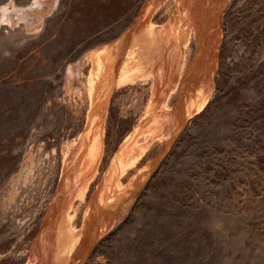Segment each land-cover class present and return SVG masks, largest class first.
I'll return each mask as SVG.
<instances>
[{
  "label": "rangeland",
  "instance_id": "obj_1",
  "mask_svg": "<svg viewBox=\"0 0 264 264\" xmlns=\"http://www.w3.org/2000/svg\"><path fill=\"white\" fill-rule=\"evenodd\" d=\"M8 1L0 0V8ZM161 1L149 15L151 27L174 23L182 31L185 0ZM148 4L58 0L39 30L0 26V264H35L52 205L67 189L65 158L82 135L78 168L92 159L96 71L85 54L129 30L130 40ZM219 6L213 86L203 108L186 116L172 137L153 135L152 113L176 108L183 71L200 45L195 27L179 46L176 81L156 108L151 76L117 82L127 42L115 70L116 55L100 157L68 210L69 229L76 233L97 218L92 213L101 195L110 207L122 202L88 251L86 237L74 241L69 264H264V0ZM80 59L82 74L72 89L79 90L71 92L67 69ZM141 179L140 186L131 184Z\"/></svg>",
  "mask_w": 264,
  "mask_h": 264
},
{
  "label": "bare ground",
  "instance_id": "obj_2",
  "mask_svg": "<svg viewBox=\"0 0 264 264\" xmlns=\"http://www.w3.org/2000/svg\"><path fill=\"white\" fill-rule=\"evenodd\" d=\"M160 1L161 0H149L147 8L144 10L143 15L139 18L138 24H136V28L134 32H132L133 35L131 34L132 36L128 42V48L126 51L127 53H125L127 55H125L126 57L124 63L121 65L119 71L120 76L117 79V82H133L137 78L141 79L151 76L154 81L153 86L155 90L153 92H155L156 96L154 99L156 108L158 104H160L159 101L161 99L163 100L165 94L168 93L176 81V75L179 74L178 71L181 68L180 65V67L178 66V64L181 63V53L179 52V46H181L183 43H187L189 33L188 31L190 28L195 27L196 34L199 36L196 37L199 38L198 41L200 42V45L197 49L198 51L196 52L193 62L190 64V68L183 71V78L185 81H183L179 98L177 96V106L176 108L168 111L157 110L158 112L152 113V116L155 120L152 124L153 135L155 136L160 133H165L167 136L172 137L173 134H176L175 132L178 131L186 116H190L195 112H199L203 108L213 86L212 72H214L213 68L215 66V49H217L216 46L219 40L218 29L217 26H215V22L217 19V13H219L218 11L221 10L220 6H222V4L220 6L219 4L223 3V0H185L183 2L184 6L181 4L183 6L182 11L184 19L182 18V20L179 17L183 21L182 31H180L181 24L179 27V24L176 25L174 23H172L171 27L168 25L157 28L151 27L148 21L149 15L152 14L151 12L157 8ZM57 3L58 0H31L29 4L20 6L17 5L13 0H9L7 3L2 4L0 8V26L5 24L10 27L24 25L27 28L39 30L43 24V18L53 9H55ZM213 3L214 5H211ZM203 36L204 41L201 43ZM121 49L122 47L120 44V39H117L115 44L111 43L106 46H101L98 49H94L85 54L86 59L93 60L92 63H94V69L96 71L95 76L90 78L91 94L94 97V111L92 113L93 115H91L94 116V113L96 112V124H98H95V141L89 145L88 153H90L89 155L92 159L90 161L88 159L87 161L83 162L78 168L80 161L78 159H80L81 154H77V152L82 149L85 143V136H87L82 135V137L77 142V146L75 147L74 151L68 154L65 158V172L63 174L68 176L67 178L64 176L66 179H68L66 187L67 189L65 190L66 192H64L62 189L52 205L51 214L48 219L49 226L46 228L44 236L41 235V239L39 238V243H37L36 248H34V259H32V261H34L35 264H69L72 261V257L74 256V254L70 255L71 245L76 239L82 236L83 238L87 237V239L91 238V241L93 242L97 237L105 232V230L113 221L111 220L113 214L108 217V219H105V221H98L99 224L96 222L94 225L89 218L88 221L90 222L86 221L84 228L74 233L69 229L70 218L68 210L70 209L75 196L79 195V192L80 195H82L81 193H83V191L86 189L100 157L102 145L101 116L104 114L107 104V97L110 91V84L113 80L114 61L117 55L115 62L116 70L117 60L119 58ZM82 62L85 61L80 59L74 64H70L68 66L65 87L69 91L74 88V80L80 77L82 74ZM189 81L190 85L188 86ZM77 90L79 89H76V91ZM184 90L187 92V94H184ZM185 97L186 99L188 98L187 101H185ZM181 98L183 99V102H181ZM152 105L154 106V103ZM173 114L175 115L173 116ZM150 135L152 134L150 133ZM129 147L130 146H128V148ZM128 155H132V153ZM146 169V172L147 170H150L149 168L147 170ZM31 170L32 169H29L28 172H31ZM141 175L142 173H140V176ZM138 178L140 179V177ZM131 184L133 185L134 182ZM124 188L125 186H123L122 189L120 188L122 190V192L120 191L121 193H123V190H126ZM101 197L99 196V198H101V204L100 206L96 204L97 207H95L96 211L92 213L93 216L98 217L100 214H103V212L105 213V211L115 210L116 208L115 206L110 207L108 200L104 202L103 195H101ZM116 198H113L115 199L113 202L118 201ZM97 203H99V201H97ZM91 223L93 227L91 226L90 229L89 227Z\"/></svg>",
  "mask_w": 264,
  "mask_h": 264
},
{
  "label": "water",
  "instance_id": "obj_3",
  "mask_svg": "<svg viewBox=\"0 0 264 264\" xmlns=\"http://www.w3.org/2000/svg\"><path fill=\"white\" fill-rule=\"evenodd\" d=\"M130 32H131V30H129V31H127L123 36H121L119 39H120V44H121V47H122V49H123V47L125 46V43L127 42H129V34H130ZM122 49H121V52H122ZM121 52H120V54H119V58H120V56H121ZM119 58H118V60H117V63H118V61H119ZM147 175V174H146ZM146 175H145V177L143 178V179H145L146 178ZM143 179L142 180H137L136 182H134V184H133V186L134 187H138L139 186V184L141 183V181H143ZM121 202L122 201H119L118 203H117V205L115 206V207H117L118 205H120L121 204ZM114 213V210H109V211H105V213L103 212V214H100L97 218H95L94 220H91V222H93V221H95V222H93V225H94V223H96V221H97V219L100 217V218H103V221H105V219H108V217H110L112 214ZM91 226H92V223L90 224V229H91ZM93 227V226H92ZM91 243H92V241H91V238L90 239H87V237H86V240H85V243L83 244L84 246H85V250L86 251H88L89 250V247H90V245H91Z\"/></svg>",
  "mask_w": 264,
  "mask_h": 264
}]
</instances>
